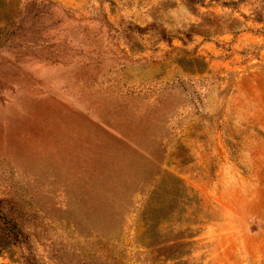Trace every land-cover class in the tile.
<instances>
[{
    "label": "rangeland",
    "instance_id": "obj_1",
    "mask_svg": "<svg viewBox=\"0 0 264 264\" xmlns=\"http://www.w3.org/2000/svg\"><path fill=\"white\" fill-rule=\"evenodd\" d=\"M0 202V264H264V0H0Z\"/></svg>",
    "mask_w": 264,
    "mask_h": 264
},
{
    "label": "trees",
    "instance_id": "obj_2",
    "mask_svg": "<svg viewBox=\"0 0 264 264\" xmlns=\"http://www.w3.org/2000/svg\"><path fill=\"white\" fill-rule=\"evenodd\" d=\"M0 209H1V202H0ZM171 242H172V244L168 245V248H169V247L173 248V252H171V254L175 255V254L177 253L176 248H177L178 246H177V247H173V246H174V243H173L174 241L172 240V241H170L169 243H171ZM169 243H168V244H169ZM7 244H8V242H7ZM3 245H6V241H3ZM187 245H188V243H183V242H182L179 246H181V247L184 248V247L187 246ZM169 255H170V254H169Z\"/></svg>",
    "mask_w": 264,
    "mask_h": 264
}]
</instances>
